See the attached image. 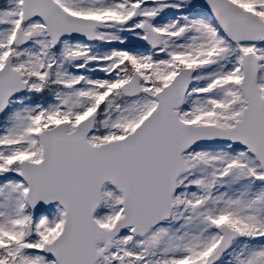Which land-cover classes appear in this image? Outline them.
I'll list each match as a JSON object with an SVG mask.
<instances>
[{
  "label": "snow or ice",
  "instance_id": "obj_1",
  "mask_svg": "<svg viewBox=\"0 0 264 264\" xmlns=\"http://www.w3.org/2000/svg\"><path fill=\"white\" fill-rule=\"evenodd\" d=\"M0 264H264V0H0Z\"/></svg>",
  "mask_w": 264,
  "mask_h": 264
},
{
  "label": "rangeland",
  "instance_id": "obj_2",
  "mask_svg": "<svg viewBox=\"0 0 264 264\" xmlns=\"http://www.w3.org/2000/svg\"><path fill=\"white\" fill-rule=\"evenodd\" d=\"M108 189H110L109 187H107Z\"/></svg>",
  "mask_w": 264,
  "mask_h": 264
}]
</instances>
